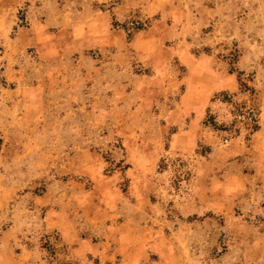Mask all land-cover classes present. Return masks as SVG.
<instances>
[{"label":"rangeland","instance_id":"obj_1","mask_svg":"<svg viewBox=\"0 0 264 264\" xmlns=\"http://www.w3.org/2000/svg\"><path fill=\"white\" fill-rule=\"evenodd\" d=\"M187 1L0 0V234L19 232L14 249L38 246L63 264L60 234L45 232L55 219L108 241L101 250L118 264H264L262 204L227 198L229 186H250L232 144L248 143L264 116L254 84L264 82V0H236L251 5L256 66L198 110L183 101L177 57L167 65L177 82L153 98L143 80L154 70L137 56L195 21ZM240 41L219 55L234 72ZM98 248L75 264H98Z\"/></svg>","mask_w":264,"mask_h":264},{"label":"crops","instance_id":"obj_2","mask_svg":"<svg viewBox=\"0 0 264 264\" xmlns=\"http://www.w3.org/2000/svg\"><path fill=\"white\" fill-rule=\"evenodd\" d=\"M249 3L248 1L236 0H191L190 3L187 1L186 6L192 12L195 10V21L187 25H184L183 22L180 33L175 36L174 34L168 36L169 40L167 41L173 39L174 44L164 43V46L158 50L140 47L141 51L137 53V56L140 58L142 67H151L154 70L152 76L143 80L154 83L148 89L152 91L153 98L158 97V91L164 92L166 90L165 82H177L170 78L167 69L168 62L170 63V59L175 57L186 69V74L181 81L186 84V94L183 101L195 107V109H200L218 93H236L240 88L237 74L248 73L256 66V64L253 66L249 61L253 54L246 48L247 43L245 42L248 37L246 32L251 31V13L248 8L251 5ZM243 7L246 8L242 11ZM238 9L241 13L239 17L237 16ZM232 19H236V21L234 22ZM249 36H251L250 33ZM134 39H136V36ZM162 39H165V36L163 38L159 37L157 40L159 45H161ZM239 41L242 43L240 44L242 51L235 66L237 71L234 72L230 69L229 59L224 58V56L219 57V55L220 53H226L225 56H228L234 44L239 45ZM48 53V51H42V54L47 57H49ZM129 57L126 54L122 59L128 61ZM257 57L260 58V56ZM61 71L60 73H62ZM259 74L261 77L264 76V67L260 69ZM85 76L86 82V78H89L86 73ZM137 81L142 80L140 78ZM258 83L254 82L256 86L260 87L258 94L264 102V82ZM261 117L260 127L251 135L248 143L235 140L236 142L234 141L232 144L233 158L243 157L241 161L244 166V174L240 176L243 179L242 182L249 183L250 186L247 184L236 186V188L229 186L227 198H242L247 207H253L254 203H261L264 214V116L261 115ZM239 192H242V194L239 195ZM54 231L60 234L64 245L68 249V255L60 256L57 263L75 264L76 260L81 263L84 261L83 257L86 254L96 250L99 252L98 247H100L101 257L98 264H118L117 261L113 260L115 257L109 255L107 249L102 251L103 248L108 246V241L101 242L98 246L93 245L89 240L80 237L73 222L65 223L61 220L49 219L45 232L51 233ZM18 233V231L16 232L11 228L0 234V264H53L47 258L46 252L38 246L28 247L20 244L17 249H14L13 244L19 240ZM104 237L110 238L108 232H105ZM119 264L121 263L119 262Z\"/></svg>","mask_w":264,"mask_h":264},{"label":"trees","instance_id":"obj_3","mask_svg":"<svg viewBox=\"0 0 264 264\" xmlns=\"http://www.w3.org/2000/svg\"><path fill=\"white\" fill-rule=\"evenodd\" d=\"M241 83V85H243V82H240ZM244 87H246L249 91H251L252 89L251 88H249V86H244ZM227 95V94H226ZM257 130V129H256ZM50 235H47V236H45L44 238H43V241L45 242V246H46V244H47V246L49 247V248H51L52 246H51V244H50ZM45 246H43V248H45V250H49V249H47V246L45 247ZM53 249V248H52ZM52 253H54V250L52 251Z\"/></svg>","mask_w":264,"mask_h":264}]
</instances>
